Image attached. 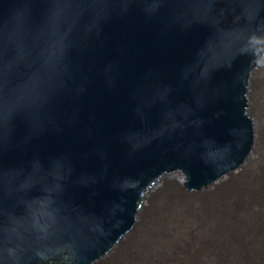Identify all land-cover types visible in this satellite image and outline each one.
I'll use <instances>...</instances> for the list:
<instances>
[{
  "label": "water",
  "instance_id": "1",
  "mask_svg": "<svg viewBox=\"0 0 264 264\" xmlns=\"http://www.w3.org/2000/svg\"><path fill=\"white\" fill-rule=\"evenodd\" d=\"M263 66L264 0H0V264H102L246 169Z\"/></svg>",
  "mask_w": 264,
  "mask_h": 264
},
{
  "label": "rangeland",
  "instance_id": "2",
  "mask_svg": "<svg viewBox=\"0 0 264 264\" xmlns=\"http://www.w3.org/2000/svg\"><path fill=\"white\" fill-rule=\"evenodd\" d=\"M256 86L264 114V66ZM248 109L256 121L250 91ZM261 134L263 142L255 161L200 196L188 194L177 178L159 183L150 195L143 228L108 264H177L181 254L190 263L202 264L198 251L212 246L221 264H264L262 124Z\"/></svg>",
  "mask_w": 264,
  "mask_h": 264
},
{
  "label": "bare ground",
  "instance_id": "3",
  "mask_svg": "<svg viewBox=\"0 0 264 264\" xmlns=\"http://www.w3.org/2000/svg\"><path fill=\"white\" fill-rule=\"evenodd\" d=\"M257 76H258V74L253 79H251V90H252V91H250L251 110L253 112V115H254V118L256 119V121L253 119V117L251 116L250 111L248 109V121L251 123V135H252V137L254 139V150H253V153H252L251 158L248 160L247 167L250 166L255 161V158L257 157V155H259L260 148H261L262 142H263V139H261V137H262V134H261V124H262V126L264 125V123H263L264 122L263 121L264 114L261 111L262 109L259 106V103H260L259 101L261 99H260L259 92H258L257 86H256ZM247 93H248V91H247ZM242 170H244V169H242ZM177 179H179L181 181V178L180 177H177ZM223 181H221L216 187H218L219 185H221L223 183ZM186 189H188V188H186ZM149 199H150V196L148 197L147 200H141L140 215H139V217L137 219V233L144 226V222H145V218L144 217H145V213L147 211V206H148L147 204L150 202ZM171 215H173V214H171ZM131 239L132 238H129V239H126V240H122V241H120L118 243V248H117V250H116L113 258H115L121 252V250L124 248V246L126 245V243L128 241H130ZM163 241L165 242L164 239H163ZM198 257H199V260L201 261L202 264H221L220 261L217 258L216 250H215V248L213 246L210 247L207 250H205V249L199 250L198 251ZM111 260H112L111 258H108V257H105L104 256V260H103V263L102 264H108ZM258 261H259V257H258ZM177 264H193V263H190V261L187 259V257H186L185 254H181L177 258Z\"/></svg>",
  "mask_w": 264,
  "mask_h": 264
}]
</instances>
